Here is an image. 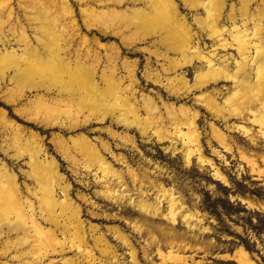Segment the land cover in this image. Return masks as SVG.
<instances>
[{"label": "rangeland", "instance_id": "374dc122", "mask_svg": "<svg viewBox=\"0 0 264 264\" xmlns=\"http://www.w3.org/2000/svg\"><path fill=\"white\" fill-rule=\"evenodd\" d=\"M5 1L0 0V5L2 2L5 4ZM68 1L73 11L74 23L62 17L60 0H37V3L36 0H10L6 5L2 4L5 7L3 14L8 8L13 11L12 18L2 26V33L9 39L8 46L16 49L21 47L15 43V39L24 29L32 39L31 45L42 51L41 39H44V34L36 16L39 13L37 9H48L50 16L58 18L55 22L63 29L62 41H65L62 45L67 44L63 45L66 49L62 54L65 59L70 61L71 66L75 61L82 64L84 61L86 66L93 69V79L101 87H106L107 77L120 79L121 85L127 86L124 95L136 106L141 121L138 126L127 127L120 120L123 109L113 103V100L108 101L100 110H94L90 103L96 96L103 94L101 89L104 88L98 86L100 90L96 94H89L88 99L78 92L75 95V91L73 94V89L68 88L71 85L67 82L69 76L66 72L61 73L62 77L47 74L44 77L48 78L42 77V81L45 79L42 86L32 82L40 78H36L37 75L29 80L27 77L25 80L21 79L20 82L19 76L11 78L15 76L16 68H5L6 78L0 80V109H4L8 118L29 129L27 134L32 131L42 138L46 153L57 162L62 176L59 185L68 190L72 207L79 212L83 225L78 224L79 219L76 217L70 219V214H62L59 225L46 222L44 210L37 200L38 186L29 176L28 154L22 148L18 152L12 147L11 150H6L7 144L12 145L13 141L9 131L0 126V167L4 165L9 174H15L23 202L30 200L34 204L33 218L37 224L44 231L53 230L62 242V247L57 246L56 251H52L50 246H46L47 249L44 245H39L36 239L40 236L30 220L21 224L19 229L15 228L16 230L13 226L8 229V225H3V229H0L3 231L0 233V264H66L67 259L73 260L74 263L70 264H132L133 250L139 264H161V254H167L170 250L174 251L177 263L171 254L172 259L169 256L168 260L167 257L165 264H240L237 255L241 250H246L254 263L264 264V136L256 125L249 122L245 123L251 129L249 135L233 129L231 126L240 124L243 119L231 117L225 122L197 102L198 97L211 93L222 105L225 97L231 93L232 85L221 82L206 89H196L195 65L199 64L196 61L191 66H183L174 71L173 60L179 63L184 60L178 51L169 47L171 43L167 42L168 38L164 42V37H167L166 28L139 27L143 19L137 20L133 10L142 8L144 1ZM174 1L179 5L181 15L192 25L190 28L194 44L197 42L196 45L204 52L211 51L215 46L219 57L235 54L231 47L226 50L218 48L215 43L217 41L209 38L203 25L196 23V17L203 18L206 15L203 6L190 8L183 0ZM200 1L204 0H198ZM246 3H250L247 5L252 12L264 9V0H226L220 21L222 19L224 25L230 26L227 19L230 12L235 13L233 15L240 20V9ZM103 10L109 17L105 18L106 24L103 21L106 15L99 17ZM90 13L97 15L99 20L91 16V19L96 20L92 21L94 25L87 26L85 18L88 19L87 14ZM261 16L258 17L263 19V15ZM3 17V20L6 19V16ZM126 20L132 23L129 24ZM159 31H163V34ZM38 36L40 41L36 40ZM224 36L229 40L227 34ZM132 74L133 81L130 79ZM53 75L60 77V81L61 78L64 79L63 85L59 79L56 83L52 79ZM181 75L185 76L186 84L177 79ZM157 78L160 82L155 81ZM170 79L173 81H169ZM26 80L32 83L29 84ZM169 82H174L172 84L175 86ZM175 87H179V90ZM215 89L221 93L216 95ZM21 90L24 95L18 104L8 101L11 94H19ZM255 91L260 92L257 86H252L247 94L251 95L252 92L253 95ZM38 96L48 104V112L43 107L44 103L36 102ZM144 99L152 100L150 107L151 110L154 108V113L147 109ZM238 100L235 97L230 103ZM80 101H84L83 104ZM80 107L87 108L82 111ZM22 108L29 110L37 119L26 118L21 113ZM184 112L196 114L201 152L225 176L224 182L215 178L212 167L199 163L196 156L189 164L185 162V148L179 134L173 139L161 141L162 138L155 132L160 129L174 133ZM77 119V123H80L78 125L74 124ZM41 120L57 125L44 126L40 124ZM212 124L225 134L226 143L231 150L218 141L219 138L212 132ZM143 126L155 129L149 128L143 134ZM80 136L88 138L98 147L115 172L110 173L103 167L90 164L89 160L77 152L79 149L73 140ZM60 142L68 146L69 156L65 155ZM241 153L257 161L254 168L242 159ZM73 158L77 159L74 160L77 165ZM103 175H106L105 179H102ZM105 183H109L115 190L114 196L106 193ZM56 191L58 198H61L62 189L57 188ZM164 191L169 194L164 195ZM172 193L183 206L181 210L177 209L175 221L167 215L169 195ZM147 205L149 206L146 208ZM185 213L191 215L183 218ZM115 230L120 231L130 245L119 240ZM83 235L85 245L81 242ZM101 239L109 244L110 251H104L106 246H103ZM81 250H84L83 253Z\"/></svg>", "mask_w": 264, "mask_h": 264}, {"label": "bare ground", "instance_id": "6f19581e", "mask_svg": "<svg viewBox=\"0 0 264 264\" xmlns=\"http://www.w3.org/2000/svg\"><path fill=\"white\" fill-rule=\"evenodd\" d=\"M8 1L6 0L5 4L4 2H2L0 5V46H1L0 48V80L4 79V77L6 78L5 68L7 67H9L8 68L9 70H10V67L16 68V71L14 73L15 76H11V78L19 76L20 80L21 79L25 80L26 77L29 80L37 75L36 78L40 77L41 79L38 78L37 80L32 81V82H34L35 84H40L42 86H43V81L46 78H48V77L46 78L44 77L47 74L48 75L50 74V76L52 74H54L55 76L56 75L59 76L61 75V73L63 74L64 72H66V74L68 73V76H69V79L67 80V82H70L69 84L71 85V86H68V88L69 90L73 89L72 90L73 94H74V91H75V95H76V92H78L79 94L81 93L82 94L81 96L82 97L84 96L87 99H88L87 96L89 94L94 93V92L96 94L99 87L101 86H99V84L94 80L95 73L93 74V71H92L93 69H90V67L86 66L84 61H83V64L75 61L76 63H74V65L71 66L70 61L66 60L65 57L62 55L66 50L65 47H63L64 44L62 45V42L65 41V40L62 41L64 38L63 37L64 32H63V29L59 28L60 25L56 24L58 22H55V20H58V18L54 19L53 16H50L51 14L48 9L47 10L46 8L37 9L39 13L36 16V19L40 20L39 22L40 27L42 28V33L44 34V39L43 40L41 39V44L43 45L42 51L39 50V48H37L36 46L34 47L31 45L33 44L31 43L32 39L30 40L29 36L24 32V29L21 30L19 36L15 39V43L17 45H20L21 47H19V49H16L14 47L8 46L9 39H7L5 35L2 33L3 24L5 22L7 23L8 20H10L13 16V11L11 8H8L7 12L3 14V11L5 10L4 9L5 7H3V5H6ZM140 1H144V6L140 9L133 10L135 16L137 15L138 17L137 20L139 18L143 19V21L139 19L140 21H142L139 27L142 26L140 27L141 29L143 28L149 29L155 26H161L162 28L163 27L166 28L165 32H167L166 34L167 37H164L165 39L164 42L166 43V40L168 38L169 41L167 42L171 43V46L169 47L170 48L172 47L174 50L178 51L179 54H181V56L183 57L184 61L182 63H179V61L177 60H173L172 62L173 66L172 65L171 66L174 71L183 66H191L196 61L199 63L197 66L195 65V68H196L195 69L196 71V78H195L196 87L195 88L196 89H199V90L206 89L210 85L216 86V85H219L221 82H227L232 85L231 86L232 91L231 93L229 92L227 97H225L222 105L221 103L217 101L216 99L217 97L216 96L214 97L211 93H207L201 97H198L197 102L201 105H204L205 108H207L209 112H211L212 114H214L215 116L219 118H222L225 122L231 117H240L241 120L243 119V121H241L240 124L232 125L231 127L233 129L239 130L245 135H249L251 133V129L245 124L246 122H249L253 125H256L259 129L260 134H263L264 136V18L261 19L262 17L261 15H263L264 17V9H257L255 12H252L250 11L251 9L250 10L248 9L249 6L247 5L250 3H246L240 9V12H241V13L239 12L240 20H237L236 17L233 15L235 13L232 14L230 12L229 15L227 16L230 26H226L224 25V23L221 22L222 19L220 21L221 13H222V10H224L226 0H204L200 2H198V0H183L185 4H187L188 7L190 8H196V7L198 8V6L200 5V6H203V10L204 9L206 10L205 11L206 15L205 16L203 15L204 16L203 18L202 16L196 17L195 20L197 21L196 23L200 24L201 26L203 25L202 28L207 31V35L209 36V38L210 37L212 38L211 39L212 41L214 40L217 41V42L215 41L214 42L217 43L216 46H218V48L220 47L222 50H226V48L231 47L235 51V54L229 53L228 56L221 55L219 57L217 56V52H215V50L217 49L214 45L211 51L204 52L203 49L201 50L197 46L198 45L197 42H196L197 45L194 44L192 33H191V28H190L192 25L190 26L187 20L185 19V17L181 15L178 9L179 5L177 6L174 0H140ZM36 3H37V0H36ZM60 4H61L60 8L62 12V17L69 19L74 23L73 11H72L69 1L60 0ZM42 8H43V5H42ZM196 9H192V10L195 11ZM56 11H58V9ZM57 13L59 14V12ZM197 14L199 15V13ZM94 15L95 14L93 13L92 14L90 13L89 15L87 14L88 19L85 18V23L87 24V26H91L92 24L94 25V22L92 23L93 19L99 20V17L102 18V16L106 15V13H104V10H103V14L101 13V16L96 17L97 15L96 16ZM3 16H6L5 17L6 19L3 20L2 19ZM91 16L96 17V19L95 18L91 19ZM111 16H112V12H111ZM258 16H261V17L259 18ZM55 17H57V15ZM119 17L122 19V16H119ZM103 18H104L103 21L105 23V18H109V17H107L106 15ZM123 19L125 21V17ZM128 20H131V19L129 18ZM128 20L126 21L129 22ZM16 21L18 22V20ZM112 21H115V20L113 19ZM130 22L129 24L132 23ZM249 23H251V26H249ZM97 24L99 25V21ZM75 25L77 24L75 23ZM120 25L121 24H119V26ZM107 26H104V27L106 28ZM159 29H157V31ZM136 30H140V29H136ZM152 31H155V30H152ZM162 32L159 31L160 34H163ZM224 34L228 35L229 40L228 38L224 36ZM36 38H37L36 40H38L39 36ZM38 41H40V39ZM66 45L67 44H65L64 46ZM169 61H170V58H169ZM170 63L171 62H169V64ZM54 75L52 77H54ZM58 76L54 77L55 79L52 77L51 78L55 81L59 79L58 81L61 82V85H63L62 82L64 81V79L62 80L61 78V81H60V77H62L63 75H61L60 77ZM42 77L45 78L43 81H42L43 79ZM184 77L181 75L177 79L182 81L183 84H186L187 81L185 80ZM130 79H132V81L134 80L133 74L131 75ZM22 80L20 82H22ZM50 80H46V81L49 82ZM155 81L160 82L159 78H157ZM169 81H173V80L170 79ZM26 82L28 81L26 80ZM26 82H24V84H26ZM32 82L30 81V83ZM51 83H52V80H51ZM121 83L122 82L120 79L113 78L112 76L107 77L105 81L106 87H101V88H104V89H101V91L103 90V94L102 95L99 94L98 96L100 97L96 96V98L92 100L90 105L93 108H95L94 110L97 111L98 109L100 110L101 108H103L102 106L106 105L108 101L113 100V103L118 104L123 109V115L120 117V120L122 121V123L125 124L127 127H130L132 125L138 126V123L141 121L140 116L138 114L139 111L136 110V106L135 107L133 106L134 103L132 104L130 102V100L128 99V96L124 95V92L127 86L123 87ZM169 83L172 86H175L172 84L174 82H169ZM58 85L60 86V83ZM252 86H257L260 92L256 93L255 91L253 95H252V92H251V95H248L247 94L248 89L252 88ZM56 87H57V84H56ZM63 89H66V88H62V90ZM175 89L179 90V87H175ZM215 92H216V95L221 93V91L217 89H215ZM15 95L13 93L8 98V101H10L14 105L24 95L23 90H21L19 94H15ZM235 97L239 99L238 102L230 103V101L233 100V98ZM151 101H152L151 99H146L144 101V104L147 105V109L149 111L151 110V107H150V105L152 104ZM36 102L44 103L43 107H45V111L48 112L47 111L48 104L45 102V100L42 97H39V96L36 97ZM83 102L84 101H82L81 103L83 104ZM41 105L42 104H40V106ZM80 108L82 109V107ZM86 108L87 107H85L84 109L86 110ZM84 109H82V111H85ZM92 110L93 109H91L90 111ZM153 110H151L150 112H152ZM5 113L6 112L4 111V109H0V126L2 127V129L9 131L11 135L10 139H12L13 141L12 145L7 144L6 150L8 149L11 150L12 148L14 150H17V152L20 148H22V150H26L28 154V160H29L27 163L29 166V170H28L29 176L33 178L34 182L38 186L37 193H39V196L37 200H38V203L40 204V207L44 210L43 215L45 216L46 222H51L54 225H59L60 219L63 218L61 217L62 214H65V215L70 214L69 218L71 217L73 219L76 217L78 220L80 218L79 212L76 209H73L72 207L73 203H71V199L68 195V190H66L64 187L59 185V180H61L62 176L60 175L57 162L46 153L45 148L42 143V138L38 134L33 133L32 131L30 134H27V130L29 131V129L19 125L12 119L8 118L5 115ZM21 113L28 119H32V120L37 119V116L34 117L33 116L34 114L29 112V110L27 111V109L23 110L22 108ZM181 115H182V119L179 122H177V125L174 128V131H175L174 133H172L169 130L161 131L160 129L156 130L155 132L159 135L160 138H162L161 141L165 139H173L174 136H177V134H179V137L182 142V146L185 148V150L183 151L185 162L189 164L190 162H192L193 157L196 156L199 163L203 165L208 164L212 167L213 176L215 178L223 180L224 182L225 176H223L220 173V170H218L217 167L212 165V162L206 157H204V155L201 152L202 148H200V142H199V139H200L199 137L201 136H199L200 134L198 135V132H197L196 114H190L188 112H184ZM74 121L72 120V122ZM47 122H48L47 120H41L40 124L44 126H52L54 124L57 125V123H50V122L47 123ZM77 122H78V119L76 123L74 124L76 125L80 124ZM62 125H64V122ZM149 128H152V127L143 126L142 133L143 134L147 133L149 131ZM152 129L154 130L155 128H152ZM211 129H212V132H214V134L219 138L218 141L226 149L231 150V147L228 146L226 143L225 134L220 132L219 129L216 128V126H214L213 124L211 125ZM73 142L76 144V146L79 149V151L77 152L78 153L80 152L81 155H83L87 160H89L90 164L98 165L100 166V168L103 167L105 171L106 170L108 172L111 171L110 173L115 172V170L113 169V166L110 165L106 161V159L101 154L98 147L95 144H93L91 141H89L88 138L84 136H80L79 138L74 139ZM61 144H62L61 146H63V148L62 147L61 148L65 152V155L69 156L68 151H67L68 149L66 148L68 146H65L64 143H61ZM241 157L243 160L249 162L250 167L254 168V166L257 164V161L255 159L250 158L247 155H244L243 153H241ZM75 159L73 158V161ZM74 163L76 164L75 161ZM105 178H106V175H103L102 179H105ZM57 188L62 189L63 196L61 198H58L57 191H56ZM104 188L107 189L106 193L108 195L114 196L115 190L110 186L109 183L108 184L105 183ZM163 194L168 195L169 193L167 191H164ZM33 205H34L33 202H31L30 200H26L25 202H23L22 195L19 190V185L17 183L15 174H9L6 166L4 165L1 166L0 167V229L3 225H6V226L8 225L7 226L8 229H9V226H13L14 228L13 227L12 228L16 230V229H19L21 224L26 223L28 220H30V222L34 224L33 227H35L36 232L40 236L39 238L36 239V242H38L39 245L40 244L44 245L45 247L50 246L51 247L50 249H52V251H56L57 246L60 245V247H62V242L61 240H59V238L57 237V235L54 233L53 230L44 231L43 228L37 224L36 219L33 218L34 217L33 216L34 215ZM148 206L149 205H147L146 208ZM179 208L180 210L183 208L181 202L178 201V198L174 195V193L170 194L169 200H168L169 210L167 212V215L171 217L173 221H175L176 219L175 214L177 213V209ZM9 214H12V215L9 216ZM190 215L191 214L189 213H185L183 218L186 216H190ZM77 222L79 225H83L80 219ZM12 228L10 229L12 230ZM114 232L119 240L124 241L125 243L130 245L128 240L125 238V236L120 231L115 230ZM0 233H3V231H0ZM37 233L35 235H37ZM100 241L103 243L104 247L106 246V249L104 251L106 252L110 251L109 249L111 247L109 246V244L106 241H104V239H101ZM81 242L83 245H85L86 243L85 235L82 236ZM79 249H81V247H79ZM82 251L84 250H81V252ZM173 253L174 251L170 250L167 254H161V258H162L161 264H165L164 261L167 257H168V260L172 259L170 255ZM135 254L136 253L133 250L131 252V258H132L131 262L132 264H139V262L135 258ZM238 254L239 255H237V258L240 264H256L249 257V253L246 250H241V252ZM174 255L175 254H173L172 256L174 257ZM169 256H170V259H169ZM175 258L176 257H174L173 259ZM175 260L177 263V259ZM68 261H69V264L73 262L72 259H67V263Z\"/></svg>", "mask_w": 264, "mask_h": 264}]
</instances>
